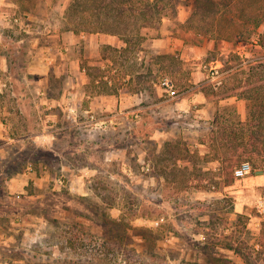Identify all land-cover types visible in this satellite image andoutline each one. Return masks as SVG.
<instances>
[{
  "label": "rangeland",
  "instance_id": "1",
  "mask_svg": "<svg viewBox=\"0 0 264 264\" xmlns=\"http://www.w3.org/2000/svg\"><path fill=\"white\" fill-rule=\"evenodd\" d=\"M71 2L49 0L40 21L14 14L1 38L0 264H264V156L229 175L214 154L219 123L264 104V50L179 0L162 24L171 48L158 49L173 58L151 59L158 81L139 84L149 54L114 65L109 34L80 32ZM199 90L208 102L186 111L167 101ZM251 117L264 137V114Z\"/></svg>",
  "mask_w": 264,
  "mask_h": 264
},
{
  "label": "trees",
  "instance_id": "2",
  "mask_svg": "<svg viewBox=\"0 0 264 264\" xmlns=\"http://www.w3.org/2000/svg\"><path fill=\"white\" fill-rule=\"evenodd\" d=\"M175 3L178 4L179 0H72L70 6L76 7L73 14L67 16L71 18L74 16L82 23L80 32L104 33L120 38L124 46L107 47L111 53L108 59L114 65L119 61L122 65L128 63L136 50L149 54L151 57L149 64H141L145 72L138 74V79L139 84L146 81L154 83L158 75L151 66V59L166 60L173 58V55L148 48L144 43L160 36L163 20L169 18V8ZM194 4L208 17H215L218 20L225 18L229 31L234 33L237 39H246L258 44L264 50V29L260 31L264 26V0H194ZM72 9L68 7L65 14ZM100 69V67L88 68L87 76L91 81L102 80L105 73ZM141 88L145 87L141 86ZM106 93L113 94V92ZM248 108L249 115L245 120H237L233 124L219 123L221 130L218 142L224 150L220 152L221 154L215 152L214 154L221 159V165H224L225 173L229 175L233 173L234 163L244 157L264 156V137L257 136L256 130L251 128L254 121L251 114L258 112L263 115L264 104L257 101L254 107L248 106ZM259 235L262 240L258 239L255 244L264 248L262 229ZM225 237L229 238L227 235ZM253 251L259 254V257L262 254V250ZM244 257L247 264H254L249 260L250 258Z\"/></svg>",
  "mask_w": 264,
  "mask_h": 264
},
{
  "label": "crops",
  "instance_id": "3",
  "mask_svg": "<svg viewBox=\"0 0 264 264\" xmlns=\"http://www.w3.org/2000/svg\"><path fill=\"white\" fill-rule=\"evenodd\" d=\"M49 3V0H0V42H1V38L3 37L5 32H10V31H14L16 29V25L13 24V21L18 20L16 17H14V14L20 12L22 13V15L26 16L27 15L30 17V19H33L35 21H40V20H44L42 16L39 15L38 10L39 11H43L45 13V11H47V5ZM24 16V17H25ZM162 27L161 26V34L159 37L151 39L149 43L150 44V48L151 49H163L168 51L169 48H171V39L168 37V39H163L164 35H163V31H162ZM13 29V30H12ZM65 32V33H64ZM64 32H59V34L57 33V37H59L60 40H62L63 42H66L67 39H71L70 35L71 32L68 31H64ZM101 34H96V36H100ZM114 37V36H113ZM110 35H107L106 38L104 39L105 42L107 44H110L111 46L114 45V47H122L124 46V43L119 39L117 40H110L113 38ZM87 38H91V35H87ZM99 37H96V39H98ZM103 39V38H102ZM121 41L122 44H120L119 42ZM1 48V46H0ZM160 51V50H158ZM166 51H160L163 53H169ZM171 54V53H170ZM5 60V58H3L0 54V65H2V62ZM202 75V76H201ZM204 74L200 73L199 76V80L204 79ZM141 93V91H140ZM169 100H174V105L177 109H181L182 111H186L187 108L192 107V104L196 105V103H207L208 100L206 99L204 93L202 91H194L193 93H191V95H185L182 96L178 99L175 100L174 97L169 98L167 101ZM206 106V105H205ZM204 106L201 107L202 111L204 113H208V117L204 118L205 121H209L211 120V113L209 112V109H206L205 111ZM201 109H199L198 111H200ZM104 123V122H102ZM156 137H159V143H158V148L162 149L164 147V145L166 144L167 141H170L171 138V134L168 133V130H164V131H160ZM42 141H46V137L42 136Z\"/></svg>",
  "mask_w": 264,
  "mask_h": 264
},
{
  "label": "built area",
  "instance_id": "4",
  "mask_svg": "<svg viewBox=\"0 0 264 264\" xmlns=\"http://www.w3.org/2000/svg\"><path fill=\"white\" fill-rule=\"evenodd\" d=\"M162 85L166 88V90L170 93L172 92V83L168 79H164ZM251 172V166L248 162L241 163L237 168L234 170V176L236 178H241L246 176ZM264 204V201L262 202Z\"/></svg>",
  "mask_w": 264,
  "mask_h": 264
}]
</instances>
